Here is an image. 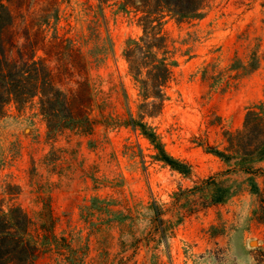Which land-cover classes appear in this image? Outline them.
I'll return each instance as SVG.
<instances>
[{"label": "rangeland", "instance_id": "obj_1", "mask_svg": "<svg viewBox=\"0 0 264 264\" xmlns=\"http://www.w3.org/2000/svg\"><path fill=\"white\" fill-rule=\"evenodd\" d=\"M112 4L6 2L15 19L6 48L33 44L69 110L91 126L49 135L37 98L8 105L0 205L34 221L51 211L57 245L36 264H264V160L207 152L226 149L247 108L264 104V0H207L201 18L163 27L176 65L160 113L142 122L185 173L128 122L151 113L123 56L142 30Z\"/></svg>", "mask_w": 264, "mask_h": 264}, {"label": "trees", "instance_id": "obj_2", "mask_svg": "<svg viewBox=\"0 0 264 264\" xmlns=\"http://www.w3.org/2000/svg\"><path fill=\"white\" fill-rule=\"evenodd\" d=\"M99 1H113L116 12L134 19L142 30L138 39L126 42L123 56L128 73L138 86L142 101L140 107L151 108V113L140 111L138 119L130 117L129 124L150 140L157 150L159 161L185 173L188 167L165 153L154 130L142 120L145 115L160 113L166 99L165 88L172 80L176 65L164 25L170 19L180 23L201 18L207 0ZM6 2L8 0H0V118L8 105L13 104L19 110L37 98L49 135H57L66 129L88 133L91 121L82 115L74 116L69 110V94L54 84L52 72L45 61L36 58L34 45L25 41L17 47L12 42L9 47L16 49L15 54L6 48L3 31L11 28L15 21ZM227 143L223 151L209 147L207 152L222 161L239 158L241 163L251 164L264 160L263 103L247 108L242 132L228 134ZM45 214L46 219L34 221L20 207L3 209L0 205V264H36L42 247L57 245L55 218L49 208ZM40 215L44 214L40 212Z\"/></svg>", "mask_w": 264, "mask_h": 264}]
</instances>
